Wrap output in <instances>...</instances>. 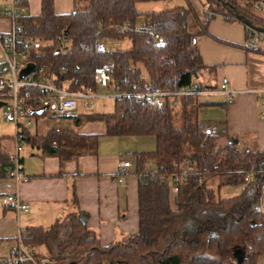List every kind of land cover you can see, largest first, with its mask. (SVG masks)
<instances>
[{
    "label": "trees",
    "instance_id": "obj_1",
    "mask_svg": "<svg viewBox=\"0 0 264 264\" xmlns=\"http://www.w3.org/2000/svg\"><path fill=\"white\" fill-rule=\"evenodd\" d=\"M136 1L74 0L69 12L56 13L53 0H41L39 13L25 12L18 20L23 34L43 41L27 57L42 68L41 74L35 73L37 79L82 89L93 84L97 68L111 61L112 83L121 95L114 98L110 111L88 112L86 118L102 120L107 135L155 138L153 150L133 152L139 175L137 232L123 241L100 245L73 195L74 209L49 227L27 226L22 239L27 245H44L55 264H231L236 250L244 253L237 264H257L264 254V150L220 144L214 133L204 136L206 122L199 120L198 108L213 101L190 94L155 105L137 93L149 83L174 89L194 80L202 88H214L215 84L200 78L204 69L212 71L213 66L203 62L198 37L211 35L208 22L216 14L240 21L248 18L254 26L264 27V17L252 8L260 0H201L202 10L187 0L185 5L144 12L139 27ZM150 31L161 34L164 44H156ZM58 34L64 35L66 46L57 47ZM107 38H127L130 46L109 48L102 41ZM142 69L145 73L140 77ZM9 87L0 88V99L8 97ZM21 90H28L31 98L43 92L32 85ZM37 109L29 114L51 115L47 109L40 113ZM81 114L44 134L24 127V141L36 143L60 160L97 155L99 134L79 130ZM187 158L192 163L172 197L164 177L178 170L175 162ZM9 164L0 137V169L6 173ZM214 177L216 189L208 183ZM224 184H240L242 190L222 197L218 191Z\"/></svg>",
    "mask_w": 264,
    "mask_h": 264
},
{
    "label": "crops",
    "instance_id": "obj_2",
    "mask_svg": "<svg viewBox=\"0 0 264 264\" xmlns=\"http://www.w3.org/2000/svg\"><path fill=\"white\" fill-rule=\"evenodd\" d=\"M194 1L198 10H202L201 0ZM24 3L26 12L30 14L40 12L41 0H24ZM73 4L74 0H53V9L56 13H66L73 8ZM135 5L140 11L137 2ZM252 8L264 17V0L254 3ZM150 9L159 10L162 7ZM191 23L193 24L192 21ZM9 28L10 19L0 16V30L6 31ZM208 30L211 35L199 36L198 46L203 62L213 66V69L212 71L204 69L200 78L215 85L221 78H228V92H233V95L230 100L227 92L222 91L199 95V99L213 103L201 105L198 108V118L204 121L200 116V109L210 107L208 109L214 110V116L212 120L204 122L213 129L212 133L218 136V143H236L239 146L264 150V50L245 47L247 27L238 19H225L222 15L216 14L208 22ZM104 40L102 41L105 42ZM106 41L108 44L118 43V48L130 46V40L127 38L120 40L107 38ZM144 73L142 69V74ZM90 85L95 86L94 81ZM108 87H114V84ZM100 90L101 88L98 89L99 92ZM105 97L100 95L95 97L94 104L103 99L101 105L106 107ZM79 107L85 110L91 108L86 105V98L78 99V113H80ZM99 111L95 109L89 113ZM87 113L80 115L79 130L99 134L97 155L80 154L60 160L57 155L44 152L36 143L24 141L20 152V163L28 179L16 184L14 179L8 176L10 166L6 173L0 169L1 255L8 254V249L15 244L18 236L22 235L23 229L27 226L49 227L74 209L73 195L78 208L87 213L86 226L94 232L100 245L107 246L123 241L137 232L139 175L135 173V157L133 155L129 158L115 154L114 151L108 152L105 146H103L105 150L101 149V139L108 136L105 133L104 123L99 119H87ZM54 116L56 115L52 112L51 115L30 114L31 124L28 129L33 134H44L51 126H55L56 119L60 120L58 116ZM10 126L13 131L9 130ZM13 134L14 124L4 118L0 119L1 148L8 155L13 148ZM104 141L107 139L104 138ZM121 157L129 159L131 165L123 180L118 181L113 177L112 172ZM149 165L150 163L147 164ZM15 190L28 203V209H17L12 203L2 200L7 192ZM170 194L174 195V193ZM32 247L40 255H49L44 245ZM46 263L55 264L50 259H47ZM257 264H264V254L259 256Z\"/></svg>",
    "mask_w": 264,
    "mask_h": 264
},
{
    "label": "built area",
    "instance_id": "obj_3",
    "mask_svg": "<svg viewBox=\"0 0 264 264\" xmlns=\"http://www.w3.org/2000/svg\"><path fill=\"white\" fill-rule=\"evenodd\" d=\"M26 12L24 0H0V16H6L10 19V28L6 31L0 30V88L9 84L7 90L8 97L1 106L3 118L14 124L13 148L9 153L10 168L9 174L16 184L28 179L22 171L20 163V152L24 143L23 128H29L31 118L29 112L33 109L45 107L56 116L74 117L78 114L77 103L79 98H86V105L91 107L94 105V98L97 96H107L100 94L98 89L108 87L112 84L113 65L111 61H105L93 74L94 85H88L82 89L71 90L64 86L55 84L52 80L37 79L36 74H41L42 68H38L25 77L19 78V69L27 64L29 51L41 47L43 41L31 35L22 33V24L18 18ZM151 32V39L159 45L164 44V38L158 32ZM64 35L58 34L56 37L57 47L66 46ZM245 47L249 49L264 50V31L257 30L252 27L247 28L245 38ZM38 68V69H37ZM141 74L140 77H143ZM228 78L223 77L219 80L214 88L199 86L198 81L194 80L190 84H185L174 89H167L156 83H149L144 91L137 94L141 98H146L149 102L160 105L165 102L168 97L174 98L180 95L190 94H211L217 91L227 92L228 100L232 98L233 92H228ZM32 85L43 89L41 94H36L31 98L28 90H21V86ZM112 96H120L121 92L112 87ZM32 99V100H30ZM213 129L210 126L204 128V136L211 134ZM53 145L56 141L53 140ZM192 160L187 158L184 162H175L173 165L177 171L166 175L164 179L168 182L171 189L177 191L178 182L186 177V170ZM131 165L130 160L121 157L117 164L113 177L118 181H122L128 167ZM249 179L246 175L245 182ZM4 202L12 203L17 209H28V203L23 200L18 192H7L2 198ZM49 256L38 254L34 247L27 245L22 235H19L15 244L8 249L7 255L0 254V264H45ZM231 264H237L235 258Z\"/></svg>",
    "mask_w": 264,
    "mask_h": 264
},
{
    "label": "rangeland",
    "instance_id": "obj_4",
    "mask_svg": "<svg viewBox=\"0 0 264 264\" xmlns=\"http://www.w3.org/2000/svg\"><path fill=\"white\" fill-rule=\"evenodd\" d=\"M137 7L140 9V13L136 17V25H141L142 21L144 20V12L147 9L151 10L150 8L156 7V8H163L165 6H172L177 4L185 5L187 4V0H138ZM194 4L196 5L195 1L192 0ZM241 2L245 3V0H241ZM197 6V5H196ZM198 8V7H197ZM105 39L104 44L107 43ZM107 47L113 48V47H119V44L117 43H110L106 44ZM113 92L112 87H103L100 90V94H107L105 97V100L107 102V106H102L101 102L103 99L96 101L97 104H94V107L90 108V110H85L81 107H79L80 113H87L89 111L99 109L100 111H110L112 109L113 104V96L111 95ZM210 107H201L200 109V116L204 121L212 120V117L214 116L213 109H208ZM56 117V116H54ZM60 120L56 119V124L54 125H62V124H68L71 122V118L68 117H57ZM62 118V119H61ZM0 119H3L2 110L0 108ZM207 125V124H206ZM34 125L31 126L33 128ZM81 128V127H80ZM8 129V128H7ZM9 130L13 131L12 126L9 127ZM104 138L107 139V141H104ZM101 149L107 148L108 152L114 151L115 154L123 155L126 157L131 158L133 156L134 151H141L142 149L144 151H150L155 148V138L152 135H124V136H106L101 139ZM105 150V149H104ZM129 160V159H128ZM153 165V163H152ZM209 185L213 186L215 189L218 185V178L214 177L208 180ZM242 185L240 184H224L222 187H220L218 191V195L220 196H229L233 194H237L242 190ZM171 193H175V190L171 189ZM173 196V195H172Z\"/></svg>",
    "mask_w": 264,
    "mask_h": 264
},
{
    "label": "water",
    "instance_id": "obj_5",
    "mask_svg": "<svg viewBox=\"0 0 264 264\" xmlns=\"http://www.w3.org/2000/svg\"><path fill=\"white\" fill-rule=\"evenodd\" d=\"M237 16H239L238 13H237ZM243 22L246 23L249 27L255 28V29L260 30V31H264V27H262V26H254L248 18H243ZM35 69H36V64L29 61V62H27V64L25 66H23V67H21L19 69L18 77L19 78H23L28 73L34 71ZM4 103H5V100L0 99V106H2ZM44 109H45V107H40V108L37 109V112L40 113ZM31 112H32V110H31ZM243 255H244V253H243L242 250H236L234 252V258L236 259V261L238 263H239V261L242 260ZM45 264H47V263H45Z\"/></svg>",
    "mask_w": 264,
    "mask_h": 264
}]
</instances>
